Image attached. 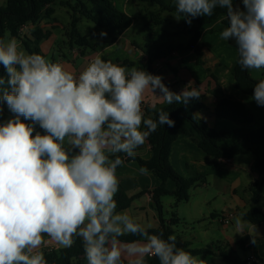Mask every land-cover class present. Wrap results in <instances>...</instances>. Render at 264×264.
Returning a JSON list of instances; mask_svg holds the SVG:
<instances>
[{
  "label": "clouds",
  "instance_id": "obj_1",
  "mask_svg": "<svg viewBox=\"0 0 264 264\" xmlns=\"http://www.w3.org/2000/svg\"><path fill=\"white\" fill-rule=\"evenodd\" d=\"M174 3L175 18L189 26L195 17L226 9L228 26L220 39L235 41L241 70L264 69V0H242V7L233 0ZM0 65L6 73L0 76V115L5 104L13 114L0 122V264H49L45 247L55 243L68 249L76 238L85 264H147L149 257L159 264H206L178 247L174 234L164 238L127 209L118 211L115 199L118 168L135 159L158 127L175 126L155 101L187 105L198 100L202 92L193 81L176 93L162 76L100 55L75 73L3 37ZM147 93L155 119L145 116ZM252 99L264 106V79L255 84ZM138 171L150 174L147 167ZM243 217H234L235 234L247 233L256 244V226ZM128 235L136 239H121Z\"/></svg>",
  "mask_w": 264,
  "mask_h": 264
},
{
  "label": "crops",
  "instance_id": "obj_2",
  "mask_svg": "<svg viewBox=\"0 0 264 264\" xmlns=\"http://www.w3.org/2000/svg\"><path fill=\"white\" fill-rule=\"evenodd\" d=\"M110 1L119 11L133 18L131 27L126 30L123 35L117 37L112 44L97 42L98 45H96V43L91 40V44L95 45V49H88L83 52L81 48L70 46L67 38L66 40L70 50H64L66 37L63 32L66 27H70L71 23H61L55 17L56 11L53 17L57 20V23L49 19H44L38 25L28 24L21 30V33H19L20 39L12 36L11 38L17 39L22 49H26L27 53H29L23 43V39L30 44L34 43L35 39L32 37V34L37 28L43 30L45 33H49L47 38L39 42L41 52L46 58L53 62L63 63L69 70L75 73H79L83 70L89 60L97 55H100L106 61L111 60L120 65L124 61H130L134 63V65L127 66L128 68H138L146 63L147 60L145 53L139 49L141 46L147 48L152 46V44L164 43L187 45L189 40L192 39L190 29L194 27V21L192 20L189 26L184 18L179 20L175 18L176 12L161 11L159 17L160 23L156 24L150 19L151 12L153 11H148L146 8L141 9V6H146L147 4L143 1ZM156 10H159V8ZM139 12L142 13V16L140 15L139 17L142 22L145 21L146 30H142L141 32L130 31L133 25L138 22L136 15L131 13L138 14ZM145 14L147 16L149 15V22H147L148 17L147 20L145 19ZM223 19H225L224 14L220 15V17L212 23L204 24L202 27L204 33L200 42L205 47L203 56L204 63L202 65L196 64V56L192 51H178L174 52L167 61H158L156 63L155 75L162 76L163 82L170 90L176 93H179L189 81H193L194 86L199 88L202 92L200 99L203 108H199L196 114H199L200 119L210 126V128L218 132H227L238 128V125L235 123L215 116V109L218 103L234 101L246 106V109L250 111L254 117L252 128L258 129L264 126V106H258L251 96H247L238 87L234 74V68L238 57L237 49L230 46L228 41L220 39L219 35L224 29ZM177 29H181V31L177 32ZM142 32L146 35L141 37L140 34ZM140 38L144 39V43H141ZM132 39H136V41ZM155 94L160 95L158 89ZM151 102H154L152 94L147 93L145 103L148 104L149 107ZM155 102L157 108L167 105V103ZM146 117H150L149 114ZM187 127L190 136L181 135L177 137L173 143V147H171L170 162L175 168L174 170L185 178H189L192 173H199L205 176L206 182L200 188L202 192H206L204 193L203 205L206 209H209L208 213H210V217L214 219L216 216L231 212L234 213V217L241 213L246 219L245 215L262 202V207L256 208L261 210L264 214V186L262 188L263 194L258 203L251 202V197L248 196V194L251 193L249 192L250 185L252 183H260L261 181V176L255 167V163L256 158L264 151L263 147L259 144L250 145L244 152L238 154L232 160L221 161L220 166L213 169L209 166L211 160L210 156L203 152L196 143V140H199V135L190 125ZM36 129L41 133L44 131L39 125H36ZM233 142L234 140L220 139V143L223 147H229ZM137 156L143 159H149L151 157V146L148 142L137 149ZM139 168L140 166L135 163V161L125 162L122 167H119L117 175L120 178V187L129 197H136L132 205L127 208L129 214L146 228L150 225V229L156 230L160 228L161 222L157 210L155 209L151 192L155 189H159L162 186V181L151 172H149V175H141L138 171ZM167 188L170 191H174L176 185L173 181H169L167 183ZM173 198L172 196H165L162 199L167 213L169 212V207L173 208ZM217 200L224 202V208L221 211L219 210L212 213L211 209H217L218 204L211 206L210 203L213 201L216 202ZM251 204H255L256 206H251ZM165 219L168 220L169 218L165 217ZM231 225L234 226V218ZM256 229L259 234H254L256 244L251 243L253 237L247 233L244 235L232 234L226 237V243H218L219 252H224L230 245L238 244L240 248L247 253L246 258L243 259V263H245L246 259L255 255L260 258L264 264V223L256 226ZM61 249L63 248L55 243H50L43 250L59 251ZM233 252H235L234 249ZM79 260L85 264L84 256L75 259V264H77ZM147 262L159 264L158 259L155 257L147 258Z\"/></svg>",
  "mask_w": 264,
  "mask_h": 264
},
{
  "label": "trees",
  "instance_id": "obj_3",
  "mask_svg": "<svg viewBox=\"0 0 264 264\" xmlns=\"http://www.w3.org/2000/svg\"><path fill=\"white\" fill-rule=\"evenodd\" d=\"M144 3L152 4L159 7V12H151V20L154 23H160V12L171 11L176 12L175 3L172 0H141ZM234 4L242 7V0H233ZM56 0H7L6 8H0V37L5 36V33L10 32V36L20 39L21 30L28 24L38 25L42 20L49 19L57 23L53 14L55 9L53 5ZM65 6H70L73 10L71 15V31L68 35L70 46L78 47L83 50L95 49V45L91 44V40L96 38L105 39L103 41L106 44H112L117 37L123 35L128 30L132 23L133 18L126 13L119 11L110 0H78L77 4L72 6L69 2L64 3ZM225 15L223 19L224 28L228 26L226 19V9L216 8L213 11V15L210 17L202 16L195 17L194 27L190 29L192 39L189 40L187 45L183 44H154L150 47L139 48L147 56L146 63L137 69L143 68L147 72L155 75V65L158 61H167L169 57L178 51H192L196 56V64L202 65L204 63V45L200 42L204 33L203 25L210 24L214 20L218 19L220 15ZM83 19L92 21L99 28L104 29L107 32L106 37H100L96 33H91L83 36L78 31V26ZM212 33V32H211ZM95 34V35H94ZM49 33H45L43 30L35 29L32 37L35 42L30 44L23 39V43L26 46L29 53H37L44 55L40 48L39 42L45 38ZM100 43V42H99ZM229 45L236 48L234 40L228 41ZM98 45V44H96ZM237 49V48H236ZM45 56V55H44ZM123 66H133L134 63L130 61H124L121 63ZM235 78L238 83L239 89L247 96H253L254 86L259 80H254L249 73V70H241L238 63L234 68ZM6 75L3 65H0V76ZM261 79H264V74ZM260 79V80H261ZM202 101L190 100L187 105L173 103L171 105H165L158 107L157 109H163L168 111L171 119L175 121L174 127H168L164 125L158 127L156 132L152 133L147 142L151 146V157L149 159H143L136 156L134 160L128 158L125 162L135 161L140 167H147L149 172L156 175L162 181V186L159 189L153 190L152 199L157 210L158 217L161 222L160 228L151 232L159 233L163 232L164 238L168 235L176 234L174 226L180 223L174 211L169 220L164 217L165 208L162 199L165 196H172L175 199L173 209L179 207L183 202H189L191 198V192L201 187L206 182V178L199 173H192L189 178H185L178 174L175 168L170 162L171 147L178 136L186 135L190 136L188 125L199 135V140H196L197 145L210 156L211 160L209 166L213 169L220 166V162L232 160L238 154L244 152L248 146L259 144L264 149V126L258 129H253L252 124L254 117L250 111L246 109V106L239 102L226 101L225 103H218L215 109V116L223 118L224 120L231 121L238 125L231 131L223 132L216 131L210 128L201 119H194L196 111L199 108H203ZM4 106H7L6 104ZM149 114L150 117L156 118V113L151 109H148L145 116ZM147 118V117H146ZM220 139L234 140L229 147H223L220 143ZM255 167L261 176L260 183H252L249 187L251 192V201L258 203L263 194L262 187L264 186V151L256 158ZM173 181L176 185L174 191H170L167 188V183ZM140 195V194H139ZM115 199L118 203V211L129 208L136 197L128 196L120 187ZM246 219L255 226H259L264 223V214L258 208H252L246 215ZM176 236V235H175ZM177 237L178 247H182L187 251H190L193 255L201 256L206 253V250H197L190 248V243L184 241L182 238ZM121 239L130 241L136 239V237L128 235ZM45 257L49 264H72V258L79 259L84 256L82 241L76 238L74 245L68 249H61L59 251H44ZM220 257L225 261L229 260L230 253L219 252ZM77 264H83L82 261H78ZM147 264H152L148 263Z\"/></svg>",
  "mask_w": 264,
  "mask_h": 264
},
{
  "label": "rangeland",
  "instance_id": "obj_4",
  "mask_svg": "<svg viewBox=\"0 0 264 264\" xmlns=\"http://www.w3.org/2000/svg\"><path fill=\"white\" fill-rule=\"evenodd\" d=\"M78 0H56V3L53 5L56 15L55 17L63 24H67V22L71 23V15L73 14V10L71 9L70 6H65L63 5L66 2H69L72 6L77 4ZM7 6V0H0V8H6ZM148 9V11H154L156 10L157 6L152 5V4H146V6H141V9ZM159 10H156L155 13H158ZM135 14L136 17L138 18V22L133 25V27L130 29V31H142L146 30L145 28V21L140 20V15L142 16V13L139 12L137 13H131ZM149 16V15H148ZM145 14V19L147 20L148 17ZM151 16V15H150ZM151 19V17H150ZM149 22V17L148 21ZM79 32L83 35L86 36L91 33H96L99 35L101 31H105L104 29L99 28L95 23L92 21L83 19L81 21V24L78 27ZM71 31V25L70 27H66L64 29V36L65 38V48L64 50L69 48V44L67 43V38L68 35ZM177 32H180L181 29H177ZM146 35L145 33H141L140 36ZM5 38H11L9 32L5 34ZM96 44L97 42L103 43L105 39H92ZM136 41V39H132ZM141 43H144V39L140 38ZM153 45V44H152ZM143 48V46H141ZM26 51V49H23ZM27 52V51H26ZM250 76L254 80H260L263 77L264 74V69H261L259 71L257 70H249ZM13 114L9 112L7 106H4V111L3 114L0 115V122L7 120L11 118ZM37 131V129H36ZM43 134V132H42ZM262 147V146H261ZM263 188V187H262ZM204 193L202 192L201 188L198 186L191 192V198L190 202H183L179 205L178 208L173 209L169 207V212L165 210L164 212V217H167L170 219L172 213L175 211L177 218H179L180 223L178 225H175L173 228L176 232V236L182 238L184 241L190 242V248L192 249H197V250H206V253L199 256L201 259L206 260V264H246L243 263V259L246 258L245 251H243L240 246L237 245H230L225 251L230 253V258L229 260L225 261L222 257L219 255V247L218 243H226V237L230 236L232 234H235L234 226H224L220 223L219 221V216H216L214 219L210 217L209 209L205 208L203 205V199H204ZM212 193V192H210ZM252 193H249L248 196L251 197ZM251 201V198H250ZM175 199L173 198V205H174ZM252 202V201H251ZM263 203V202H262ZM252 205L251 206H256V207H262L261 205ZM211 206L217 205V209H211V212L214 213L215 211H221L224 208V202H220L217 200L216 202H211ZM241 215V213H239ZM168 219V220H169ZM244 220H246L243 217ZM247 221V220H246ZM236 235V234H235ZM222 249V248H221ZM233 249L235 252H233ZM224 250V248H223Z\"/></svg>",
  "mask_w": 264,
  "mask_h": 264
},
{
  "label": "built area",
  "instance_id": "obj_5",
  "mask_svg": "<svg viewBox=\"0 0 264 264\" xmlns=\"http://www.w3.org/2000/svg\"><path fill=\"white\" fill-rule=\"evenodd\" d=\"M148 109H149L148 104L145 103L144 104L145 114L147 113ZM233 218H234V213H231V212H227L225 214H222L221 216L219 215V221L224 226H230L232 224ZM245 263L246 264H263L260 258H258L255 255L246 259Z\"/></svg>",
  "mask_w": 264,
  "mask_h": 264
}]
</instances>
